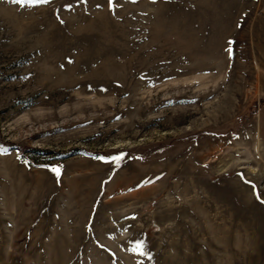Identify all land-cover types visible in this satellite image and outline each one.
Instances as JSON below:
<instances>
[{
    "label": "rangeland",
    "instance_id": "obj_1",
    "mask_svg": "<svg viewBox=\"0 0 264 264\" xmlns=\"http://www.w3.org/2000/svg\"><path fill=\"white\" fill-rule=\"evenodd\" d=\"M0 264H264V0H0Z\"/></svg>",
    "mask_w": 264,
    "mask_h": 264
},
{
    "label": "snow or ice",
    "instance_id": "obj_2",
    "mask_svg": "<svg viewBox=\"0 0 264 264\" xmlns=\"http://www.w3.org/2000/svg\"><path fill=\"white\" fill-rule=\"evenodd\" d=\"M27 2H36V0H27ZM101 159H112V157H101ZM52 171L56 172L57 174L59 173V165H51ZM138 244L142 245V242H138ZM137 250H142V248H138Z\"/></svg>",
    "mask_w": 264,
    "mask_h": 264
}]
</instances>
